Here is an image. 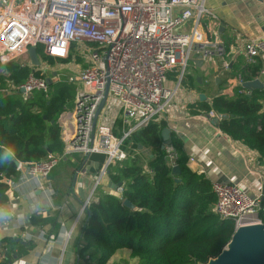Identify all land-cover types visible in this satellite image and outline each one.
I'll list each match as a JSON object with an SVG mask.
<instances>
[{"label":"built area","instance_id":"built-area-1","mask_svg":"<svg viewBox=\"0 0 264 264\" xmlns=\"http://www.w3.org/2000/svg\"><path fill=\"white\" fill-rule=\"evenodd\" d=\"M1 1L0 63L23 57L21 66L31 68L26 80L15 87L23 88V98L34 90L47 93L49 89L48 78L40 69L49 64L37 48L42 55L59 60L67 59L74 49L72 58L83 60L74 65L77 73L68 78L77 83L73 109L62 111L57 119L62 153H48L38 162H18L15 166L21 175L43 181L39 183L41 189L61 159L73 154L83 158L104 156L94 180V186H98L107 167L126 158L124 138L162 119L196 60L219 59L221 75L228 70L230 57L242 55L246 64L259 58L263 64L260 72H264V34L226 47L219 39L217 17L205 6L206 0ZM29 47L36 49L38 66L29 60ZM243 82L239 76L235 80L240 87ZM106 84L107 95L93 125ZM207 114L218 121L222 118L213 111ZM118 119L120 138L114 134ZM177 157V152L169 148L166 160L171 168L177 165ZM211 187L216 197L213 210L221 219L233 221L234 228L260 221L264 195L252 196L235 182L213 181ZM44 190L49 196L54 194L50 187ZM109 193L120 196L122 184ZM91 200L92 196L83 202L80 213Z\"/></svg>","mask_w":264,"mask_h":264},{"label":"trees","instance_id":"trees-1","mask_svg":"<svg viewBox=\"0 0 264 264\" xmlns=\"http://www.w3.org/2000/svg\"><path fill=\"white\" fill-rule=\"evenodd\" d=\"M37 53L47 64L61 61L42 55L39 48ZM72 55L71 51L67 59ZM262 68L259 58L236 70L231 67L220 77L217 87L223 90L238 76L242 81L252 80ZM30 73L31 68L21 66L16 60L7 62L0 71V209L8 201L10 188L2 178L15 181L20 175L12 158L33 163L44 159L48 153L62 152L57 119L64 111L65 103L75 96L74 83L51 81L47 93L34 90L28 98H23L13 88L22 84ZM181 86L204 93L190 72L184 75ZM233 92L232 95L215 93L210 101H197L198 112L213 111L222 115L218 124L221 132L256 151L260 161L264 162V110L261 103L264 91L253 90L247 94L238 86ZM166 126L163 119L151 121L122 141L126 158L106 169V176L112 184H122V193L117 196L96 187L87 206L88 215L73 240L79 264H107L119 249L129 250V256L136 259V264L204 263L216 256L230 239L233 221L221 219L214 212L216 197L211 181L186 165L187 155L174 134L170 136V148L178 154L176 163L180 170L178 175L172 174L166 160L168 149H161V131ZM114 134L122 137L121 119L115 123ZM91 157L100 159L101 165L104 162L102 155ZM67 159L69 167L76 170L85 158L73 155ZM51 173H55L54 168ZM63 188L69 190L67 186ZM124 199L129 200L134 209L124 206ZM258 216L264 224V200ZM51 220L37 214L29 216L32 226L44 227ZM1 243L9 251L0 264H10V251L14 248L17 255L33 248L31 241L22 242L18 236L6 237Z\"/></svg>","mask_w":264,"mask_h":264},{"label":"crops","instance_id":"crops-1","mask_svg":"<svg viewBox=\"0 0 264 264\" xmlns=\"http://www.w3.org/2000/svg\"><path fill=\"white\" fill-rule=\"evenodd\" d=\"M3 5L0 0V10ZM205 6L216 15L219 39L226 47L264 34V0H206ZM3 64L6 66V63H1V66ZM242 64H246L242 55L229 58V68L236 70ZM1 66L0 71H3L5 67L2 69ZM219 68V59L195 62L189 67L190 74L197 78L204 90L205 101H210L215 93L232 95L234 87H238L233 79V84L225 85L223 90L218 89L219 79L224 76V73L218 75ZM253 79H259L262 87L250 91L245 89V92L264 91V72ZM200 93L181 86L178 96L171 101L162 117L170 129L169 139L171 134L179 139L181 150L187 155L186 165L191 171H202L201 175L211 182L242 184L252 196L264 195V162L260 161L256 151L221 132L212 122L213 117L198 112L196 103L200 101ZM261 103L264 110V99ZM73 155L61 159L59 166L54 167L55 173L50 172L48 176L51 182L48 179L44 181L42 189L39 183L43 181L21 174L15 181L8 179V201L0 209V260L5 259L9 251L2 247L1 240L18 236L22 242L31 241L33 248L20 255L14 248L10 251V264H79L73 240L86 217L85 212L80 213L81 206L88 197L95 195L97 186H94V180L100 166L87 167L89 159L85 158L79 169L72 170L66 161ZM111 185L105 175L97 189L112 192ZM65 186L69 190L64 189ZM45 187H50L54 194L49 196ZM31 214L52 220L44 227L32 226L29 223ZM129 253L127 249H119L107 264H136V259Z\"/></svg>","mask_w":264,"mask_h":264},{"label":"water","instance_id":"water-1","mask_svg":"<svg viewBox=\"0 0 264 264\" xmlns=\"http://www.w3.org/2000/svg\"><path fill=\"white\" fill-rule=\"evenodd\" d=\"M27 54L31 64L38 66L40 64L36 49L34 47H29ZM195 62H201V60H196ZM2 69L5 67L3 64ZM47 83H51V79H47ZM242 87L247 90H252L253 88H261L262 83L259 79H253L244 81ZM108 90V84L105 86L103 98L96 110L93 125L99 110L101 109ZM20 92H23V88L20 89ZM200 101L205 99L203 93L199 94ZM208 117V114L206 115ZM212 122L217 126L218 120L216 118L212 119ZM170 129L165 127L161 131L162 144L161 149H165L170 145L171 141L169 139ZM140 147V146H139ZM14 165H18V160L12 158ZM179 166L175 165L172 167L171 172L173 175L179 174ZM177 181V179H175ZM3 183H8L9 180L6 177L2 178ZM112 189L115 190L117 187L121 186V183L117 185L112 184ZM263 200V197H262ZM122 204L128 208L134 209V205L127 199L122 201ZM84 212L88 215L87 207L84 208ZM197 264H264V224L259 221L255 223L242 224L234 228L233 233L230 236V239L227 243L221 248L220 252L214 256L208 258L204 263Z\"/></svg>","mask_w":264,"mask_h":264},{"label":"rangeland","instance_id":"rangeland-1","mask_svg":"<svg viewBox=\"0 0 264 264\" xmlns=\"http://www.w3.org/2000/svg\"><path fill=\"white\" fill-rule=\"evenodd\" d=\"M205 18V17H204ZM72 53H74V49H72ZM87 55V53H86ZM73 56V55H72ZM21 60H25L23 57L20 58ZM83 60L82 59H78V57H75V59H73L72 57L69 59H64L61 60L60 63L57 64H52V65H41L40 69L44 72L46 78H54L57 77L58 79L55 80L54 82L58 81V82H71L74 83L75 87V92H76V88H77V83L73 82V81H69L68 78L72 75H74V73H77L78 67L76 68V66H74L75 64H82ZM190 67V66H189ZM75 98V96H74ZM74 98L67 101V103H65L66 105L64 106V110L66 111H70L73 109L74 106ZM88 162H87V167H89V165H96L97 167L101 166V161L100 159L97 158H93L90 156V158L88 157ZM100 169V168H99ZM98 174V173H97ZM125 262V261H124ZM126 263V262H125Z\"/></svg>","mask_w":264,"mask_h":264},{"label":"clouds","instance_id":"clouds-1","mask_svg":"<svg viewBox=\"0 0 264 264\" xmlns=\"http://www.w3.org/2000/svg\"><path fill=\"white\" fill-rule=\"evenodd\" d=\"M5 158H7V153H6V156H5Z\"/></svg>","mask_w":264,"mask_h":264}]
</instances>
